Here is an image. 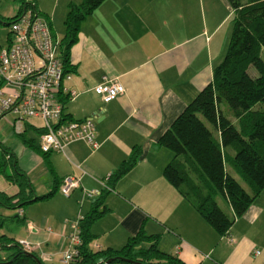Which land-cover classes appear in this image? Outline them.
Returning <instances> with one entry per match:
<instances>
[{
  "label": "crops",
  "instance_id": "1",
  "mask_svg": "<svg viewBox=\"0 0 264 264\" xmlns=\"http://www.w3.org/2000/svg\"><path fill=\"white\" fill-rule=\"evenodd\" d=\"M31 1L53 33L55 23L64 21L68 4L82 0ZM19 10L20 4L10 18ZM231 18L227 0H104L80 24L69 54L71 78L62 81L57 96L64 119L92 118L99 149L93 152L84 142H75L64 154H43L38 149L42 125L29 122L38 118L23 120L18 135L13 122L11 132L8 128L9 114L1 117L0 158H11L29 178L33 201L22 208V223L7 221L0 233L14 242L39 244L44 261L60 257L62 263L75 222L102 194L99 210L104 212L90 227L93 240L88 247L93 252L121 249L143 228L147 235H159L161 252L184 264H264V190L228 233L219 235L162 175L172 153L158 140L211 81L224 56ZM8 44L9 32L0 41V52ZM104 76L124 87L109 103L93 92ZM70 91L76 92L75 98L68 97ZM22 135L33 147L22 143ZM134 148H140L136 165L111 189L109 176ZM10 160L0 174V193L14 196L18 187L4 177L13 173ZM69 176L79 177L80 186L64 197L59 185ZM93 191L99 194L86 199L85 193ZM217 202L232 214L224 200ZM16 215L0 207L1 219ZM8 225L24 230L7 236L3 228ZM10 253L1 252L0 257Z\"/></svg>",
  "mask_w": 264,
  "mask_h": 264
},
{
  "label": "trees",
  "instance_id": "2",
  "mask_svg": "<svg viewBox=\"0 0 264 264\" xmlns=\"http://www.w3.org/2000/svg\"><path fill=\"white\" fill-rule=\"evenodd\" d=\"M19 1V13L34 6L31 0ZM103 1L82 0L79 4H68L63 36L59 41L66 73L73 71L69 54L78 40L80 24ZM227 1L232 11V28L225 55L214 68L211 81L158 140L160 146L172 153L171 160L162 170L164 179L219 235L227 234L234 220L241 217L264 190V0ZM19 13L4 22L0 18V24L8 27ZM62 121L71 120L65 116ZM39 130L43 132L42 128ZM20 139L33 147L32 140L23 135ZM139 155L140 148H134L129 158L109 176L107 185L111 189L136 165ZM9 160L0 158V174H4L3 169ZM10 163L14 167L13 173L4 177L19 191L14 196L0 193V207L14 210L17 215L0 218V230L7 221L22 223L21 210L33 201L29 178L18 170L12 159ZM61 184L62 181L59 186ZM51 194L36 197L34 201L46 199ZM220 198L230 206L231 215L219 206L217 201ZM103 199L101 194L91 211L79 222L82 243L71 264H104L108 260H112L110 264H128L121 258L143 264H184L161 252L159 235H147L143 228L121 249L91 251L88 247L93 240L90 227L104 212L99 210L104 205ZM143 244L148 246L143 248ZM6 251L11 253L4 259L0 257L1 263L37 264L24 254L18 242L0 233V253Z\"/></svg>",
  "mask_w": 264,
  "mask_h": 264
},
{
  "label": "built area",
  "instance_id": "3",
  "mask_svg": "<svg viewBox=\"0 0 264 264\" xmlns=\"http://www.w3.org/2000/svg\"><path fill=\"white\" fill-rule=\"evenodd\" d=\"M9 44L0 52V118L14 114L16 134L22 131V121L38 118L43 122L38 148L43 154L65 153L66 147L75 142H84L93 151L99 149L95 140L92 118L62 121L63 106L58 93L63 80H70L59 52V40L54 37L49 21L42 18L33 5L24 8L9 24ZM93 92L103 103H109L124 93V87L117 80L102 77ZM70 91L68 97L75 98ZM80 186V178L69 176L62 180L60 192L68 197ZM99 192L85 193L91 199ZM75 222L69 237V249L62 253V263L71 264L78 255L81 245L79 222ZM31 230V227H28ZM27 253H35L39 244L27 240L18 241ZM42 257L44 256L41 253Z\"/></svg>",
  "mask_w": 264,
  "mask_h": 264
},
{
  "label": "rangeland",
  "instance_id": "4",
  "mask_svg": "<svg viewBox=\"0 0 264 264\" xmlns=\"http://www.w3.org/2000/svg\"><path fill=\"white\" fill-rule=\"evenodd\" d=\"M19 4H20L19 0H0V18H2L3 22L16 13V8L19 6ZM8 32H9L8 27L0 24V41L5 40ZM62 34H63V20H60V21L58 20L54 25L53 35H54V37H57V39H58L62 36ZM228 43H229V38H228V40L225 44V47H224L225 48L224 55H225ZM263 59H264V54H263ZM14 118L15 119L17 118V116H15L14 114H9V116L6 117V120H7L6 123L9 125L8 128H9L10 132H11L10 124L12 122H14V120H15ZM29 122L31 124H35V125H40V126L43 125V122L40 119L30 120ZM223 204L224 203L221 202V208L222 207L224 208ZM3 229H4V232L7 234V236H11V237H13V236L16 237L18 234H20V232H23V230H24L23 227H21V226L17 227L15 225H8L7 227H4ZM69 246H70V244H69ZM56 248L59 249V247H56ZM40 251L41 250H36L35 253L39 257V259L42 261V264H63V263H60V257H58V258H47L44 261Z\"/></svg>",
  "mask_w": 264,
  "mask_h": 264
},
{
  "label": "water",
  "instance_id": "5",
  "mask_svg": "<svg viewBox=\"0 0 264 264\" xmlns=\"http://www.w3.org/2000/svg\"><path fill=\"white\" fill-rule=\"evenodd\" d=\"M24 254L27 255L28 257L34 259V260L36 261L37 264H41V262L39 261V259L36 258V256H34L33 254H31V253H27V252H25ZM121 259H122L124 262L128 263V264H143V263H141V262H135V261H131V260L123 259V258H121ZM111 262H112V260H108V261H106L104 264H110ZM0 264H10V262H8V263H1V262H0Z\"/></svg>",
  "mask_w": 264,
  "mask_h": 264
}]
</instances>
